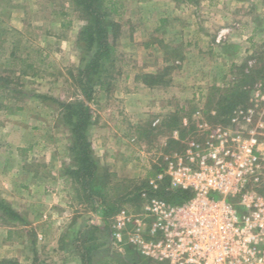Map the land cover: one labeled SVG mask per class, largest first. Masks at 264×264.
Masks as SVG:
<instances>
[{
	"label": "rangeland",
	"instance_id": "obj_1",
	"mask_svg": "<svg viewBox=\"0 0 264 264\" xmlns=\"http://www.w3.org/2000/svg\"><path fill=\"white\" fill-rule=\"evenodd\" d=\"M156 1L173 10L172 19L160 21L167 13L147 5L138 11L133 0L97 3L114 52L82 74L89 51L79 33L90 16L69 0H0V28L21 31L33 58H43L24 76L0 56V199L19 215L0 211V264H159L130 236L133 220L159 198L151 174L165 168V157L202 140L200 123L264 144V0H251L256 7L217 0L212 15L185 11L184 0ZM109 22L118 25L115 37ZM157 72H165L158 85L136 79ZM87 80L86 133L98 169L86 194L65 172L75 165L71 131L54 100H85ZM258 189L264 192V161ZM121 209L130 221L118 229Z\"/></svg>",
	"mask_w": 264,
	"mask_h": 264
},
{
	"label": "built area",
	"instance_id": "obj_2",
	"mask_svg": "<svg viewBox=\"0 0 264 264\" xmlns=\"http://www.w3.org/2000/svg\"><path fill=\"white\" fill-rule=\"evenodd\" d=\"M199 129L203 139L166 156L150 181L156 187L167 177L169 187L188 189L191 197L177 204L151 199L144 218L133 220L130 241L159 264H264V192L258 189L264 144L253 134L212 131L205 123ZM117 220L121 229L130 216L121 209Z\"/></svg>",
	"mask_w": 264,
	"mask_h": 264
},
{
	"label": "trees",
	"instance_id": "obj_3",
	"mask_svg": "<svg viewBox=\"0 0 264 264\" xmlns=\"http://www.w3.org/2000/svg\"><path fill=\"white\" fill-rule=\"evenodd\" d=\"M74 6L80 7L83 12L91 17L90 22L84 26L79 35L81 42L84 43L86 51H89V58L85 70L82 74L95 72L101 68L104 63L112 61L114 52V45L112 40H109V27L105 24V13L95 8L96 4L101 0H69ZM114 31L112 36H116V22H109ZM27 41L21 31L15 28H0V56H6L10 66H18L22 75L35 74L34 67L36 62H42L43 58H36L32 56L29 50V45L25 44ZM165 72L157 73H143L136 76V79L141 81L146 86L158 85L163 81ZM82 94L85 100H77L74 102L58 101L64 123L71 131V145L70 151L73 155L75 165L67 168L66 173L77 182L86 194L88 193L87 181L96 177L97 162L93 156L91 149V142L87 137L86 130L91 123V108L87 102L92 99L93 88L89 84V80L84 82ZM159 173L163 169L158 168ZM156 179L155 174H151ZM86 181V182H85ZM159 184L156 188L150 189L160 199L170 203H181L189 199L192 192L188 189L171 188L167 177L156 180ZM165 182V183H162ZM147 185V183H146ZM92 195V194H91ZM89 194V196H91ZM0 211L10 218H19L18 213L11 208L10 205L0 199ZM108 213V210H106ZM14 264H20L18 262Z\"/></svg>",
	"mask_w": 264,
	"mask_h": 264
},
{
	"label": "crops",
	"instance_id": "obj_4",
	"mask_svg": "<svg viewBox=\"0 0 264 264\" xmlns=\"http://www.w3.org/2000/svg\"><path fill=\"white\" fill-rule=\"evenodd\" d=\"M165 1V3H166V5H167V1L166 0H164ZM170 2H172L173 0H169ZM232 2H233V0H231ZM244 1H248L247 3H248V5H252L253 7H256L254 4L255 3H252V2H250L251 0H244ZM243 1V2H244ZM116 2V1H115ZM114 2V3H115ZM124 2H125V0H124ZM133 2L134 3H132L133 5H135L136 6V8H138V11H140V10H142V8L141 7H144V5L146 6V8L149 10V11H155V10H157V9H159V11H161V13H167L168 15H170V17H168L167 16V14H166V16H161V18L159 19L160 21H162V22H166V19H168V20H170V19H172V16L171 15H173V10L171 9H168V10H165V7H161V4H160V2H157L156 0H141V2H139V0H133ZM174 2V1H173ZM229 3L230 2H226V4L227 5H229ZM218 3H217V0H193V1H185L184 0V5H183V8L185 9V11H187L189 8H190V10H194L196 13H200V12H206V13H208V14H210V15H212L214 12H217L218 11V5H217ZM261 4L263 5V3L261 2L258 6L260 7L261 6ZM163 5H164V3H163ZM120 7H121V5H120ZM226 9H228V7L226 8ZM251 11H253L252 10V8L250 7L246 12H247V14H250L251 13ZM264 11V10H263ZM156 12V11H155ZM158 13H160V12H158ZM166 17V18H165ZM207 17V19L208 20H210V21H212L213 20V18L211 17V16H206ZM246 20L248 21V22H252V20H254V19H252V18H247L246 17ZM260 21V20H259ZM126 23H128V24H130L131 22L130 21H128V20H126L125 21ZM131 25V24H130ZM133 25V24H132ZM131 25V27H133ZM229 29H230V27H225V31H229ZM202 36V35H201ZM218 39H219V37H218V34H216V36H215V42H217L218 41ZM148 45V44H147ZM134 78H135V76H134ZM51 165V164H50ZM59 165H56V167H58ZM61 166V165H60ZM59 166V167H60ZM69 179V178H68ZM68 179L67 178H65V181H64V183L66 184L67 182H68ZM69 232V229H67V232H66V234L69 236V235H72V233H70Z\"/></svg>",
	"mask_w": 264,
	"mask_h": 264
}]
</instances>
